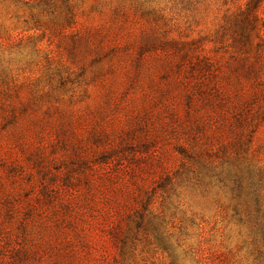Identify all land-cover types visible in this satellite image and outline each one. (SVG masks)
Listing matches in <instances>:
<instances>
[{"label": "rangeland", "instance_id": "rangeland-1", "mask_svg": "<svg viewBox=\"0 0 264 264\" xmlns=\"http://www.w3.org/2000/svg\"><path fill=\"white\" fill-rule=\"evenodd\" d=\"M1 264H264V0H0Z\"/></svg>", "mask_w": 264, "mask_h": 264}, {"label": "trees", "instance_id": "trees-1", "mask_svg": "<svg viewBox=\"0 0 264 264\" xmlns=\"http://www.w3.org/2000/svg\"><path fill=\"white\" fill-rule=\"evenodd\" d=\"M0 264H1V261H0Z\"/></svg>", "mask_w": 264, "mask_h": 264}]
</instances>
